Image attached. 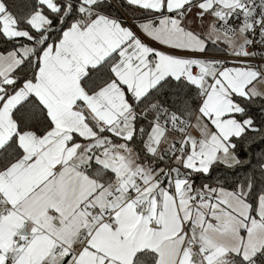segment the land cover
I'll return each instance as SVG.
<instances>
[{"label": "snow or ice", "instance_id": "snow-or-ice-1", "mask_svg": "<svg viewBox=\"0 0 264 264\" xmlns=\"http://www.w3.org/2000/svg\"><path fill=\"white\" fill-rule=\"evenodd\" d=\"M0 264H264V0H0Z\"/></svg>", "mask_w": 264, "mask_h": 264}]
</instances>
